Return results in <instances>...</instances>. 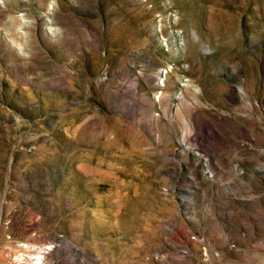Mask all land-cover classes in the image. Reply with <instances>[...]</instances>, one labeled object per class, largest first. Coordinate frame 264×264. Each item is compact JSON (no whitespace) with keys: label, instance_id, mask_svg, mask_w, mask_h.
Masks as SVG:
<instances>
[{"label":"rangeland","instance_id":"1","mask_svg":"<svg viewBox=\"0 0 264 264\" xmlns=\"http://www.w3.org/2000/svg\"><path fill=\"white\" fill-rule=\"evenodd\" d=\"M0 264H264V0H0Z\"/></svg>","mask_w":264,"mask_h":264},{"label":"bare ground","instance_id":"2","mask_svg":"<svg viewBox=\"0 0 264 264\" xmlns=\"http://www.w3.org/2000/svg\"><path fill=\"white\" fill-rule=\"evenodd\" d=\"M250 110H252V107H251ZM253 111H254V110H253ZM251 113H252V112H251ZM254 113H255V112H254ZM257 119H258V121H260V122L262 121V118H261V117H258V116H257ZM189 127H190V126L188 125V128H189ZM186 138H187V136H184V139H186Z\"/></svg>","mask_w":264,"mask_h":264}]
</instances>
